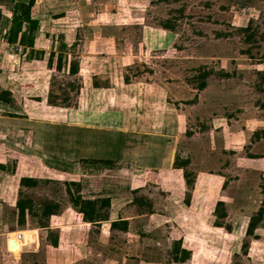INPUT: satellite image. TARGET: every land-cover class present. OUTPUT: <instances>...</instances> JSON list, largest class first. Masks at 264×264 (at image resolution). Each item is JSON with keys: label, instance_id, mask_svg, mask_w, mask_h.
Instances as JSON below:
<instances>
[{"label": "rangeland", "instance_id": "374dc122", "mask_svg": "<svg viewBox=\"0 0 264 264\" xmlns=\"http://www.w3.org/2000/svg\"><path fill=\"white\" fill-rule=\"evenodd\" d=\"M35 13L39 47L66 41V65L35 70L59 108L0 124L3 169L38 181L20 184L24 225L2 211L0 264H179L178 244L184 264H264V0H41ZM114 133L113 169L87 163ZM89 200L98 223L83 220Z\"/></svg>", "mask_w": 264, "mask_h": 264}, {"label": "crops", "instance_id": "0c3cea01", "mask_svg": "<svg viewBox=\"0 0 264 264\" xmlns=\"http://www.w3.org/2000/svg\"><path fill=\"white\" fill-rule=\"evenodd\" d=\"M40 1L41 0H35V4L32 8V13H31V18L38 22V29L35 32V44L33 48H26L25 46H22L20 44H10L7 40V34L12 26V19L14 16L15 5L16 3L19 2V0H11V2L15 5L13 6L12 11L9 10L10 12H5L3 7L0 5V34L2 33L4 36L3 41L0 38V93L2 92L7 93L4 96L6 99L4 100L0 99V124H8V125L10 124L11 126H13L15 132L19 131L20 125L23 124L22 127L24 126L30 127L29 122H35V119H37V116L35 114L36 104H38V106L41 108V110H39V114L42 115L43 117L50 114V109L59 108V105H56V103L53 102L50 98L51 76L49 77V79H46V77L43 76L41 77L40 74H38L37 71L35 70L41 68L40 71H42V73L44 74H46V72L49 73L55 72L56 70H53L48 66L50 56L52 53H58V54L61 53V46L67 44V42L64 41L61 44V46H59V48L55 47L54 49L55 51L52 50L51 52L48 51V49L46 48L41 49L39 47L40 46L39 44H41V36H39V33L42 32V22L39 19V16L36 15L35 9L40 3ZM25 29H26V25H24L23 30ZM62 33L65 34L64 31H62ZM7 44L21 46V52L23 51V53L21 55H15L10 53L2 54V49ZM65 54H66V49L63 51V55ZM40 55H45V56H43L44 58L42 59ZM47 55L49 56L47 57ZM1 58L3 60H1ZM71 63H69L68 65V74L70 71ZM64 70H65V66L62 71ZM36 78H38L39 80H36ZM41 78H43V85L42 83L40 84ZM41 85L43 86V88L40 87ZM9 97L11 98V100H9ZM37 97L41 98V100H35ZM38 117L41 118V116ZM76 126L82 128L83 124L80 125L77 123ZM93 128L94 127H91V129ZM14 136L15 133L11 137V139H13L12 144L14 146L19 145L20 143L19 139H15L16 137ZM119 136L122 137L123 133H119ZM115 137L116 135L114 136V138ZM27 138L30 139L28 133H27ZM105 144L110 146L113 144V149L111 147L112 149L111 151H109L110 150L109 148L106 153H103L100 151V149L96 148L95 152L91 155L92 156L91 158L93 159H89V160L86 159L87 161L86 160L85 161L87 163L90 162L97 163L98 170H102L101 168L104 167L103 169H107L110 171L111 169H113L114 161L117 159L116 156H118L115 153L114 148L115 149L120 148L121 142L117 141L116 138L114 141L112 139L109 140L108 138L107 141L103 144V146ZM0 145L4 146V144L1 142ZM96 145L99 146L98 144H95V146ZM94 154L97 155L95 156ZM2 157L3 156L0 154V218H2L3 216L2 211L5 208L16 209L17 202L20 196L19 194L21 188L20 181L22 177L25 178L31 177L29 172H27L26 175L23 174L24 171L29 168L28 167L26 168V166L22 167L20 165V162L17 163V170L11 172V174L6 173L5 170L3 169L5 166V161L2 160ZM114 157L116 159H114ZM108 161L112 162V164L108 165L107 164ZM25 188H34V187L25 186ZM3 235L4 234L2 232L0 234V241H2Z\"/></svg>", "mask_w": 264, "mask_h": 264}, {"label": "trees", "instance_id": "16d2710c", "mask_svg": "<svg viewBox=\"0 0 264 264\" xmlns=\"http://www.w3.org/2000/svg\"><path fill=\"white\" fill-rule=\"evenodd\" d=\"M35 4V0H19L15 5L14 16L12 19V26L10 31L7 34V40L10 44H20L25 46L26 48H33L35 44V32L38 29V22L31 18L32 8ZM24 25H26V29L23 30ZM166 28V27H165ZM66 45L61 46V53L56 54L52 53L48 62V66L56 71L61 72L65 66L63 51ZM69 74L72 76H76L78 74V65L71 63ZM205 84L201 86V89H204ZM6 92L0 93V99H6L4 96ZM108 165L112 164V162H107ZM178 166V163H175ZM188 181V180H187ZM188 184L191 182L188 181ZM20 184L26 187H36L38 185V181L31 178H22ZM76 205L79 203L73 202ZM219 206L223 205L222 202L218 203ZM96 201H86L85 211L83 213V220L87 223H98L102 220V215L99 213L97 209ZM58 208V205L55 203H48L44 206L41 213L43 218L49 219L51 216L55 215V211ZM18 216L21 225L26 223V218L28 214L34 213L33 201L29 199H19L17 202ZM262 212V211H260ZM222 217L225 214L221 215ZM255 220V219H254ZM257 225V220L251 222L249 229L247 231L248 234H253ZM119 226V222L112 223V227ZM53 246H58V238H55L53 242ZM175 262L179 264L186 263L190 258V252L180 246L178 244L175 248Z\"/></svg>", "mask_w": 264, "mask_h": 264}, {"label": "built area", "instance_id": "2783aa9c", "mask_svg": "<svg viewBox=\"0 0 264 264\" xmlns=\"http://www.w3.org/2000/svg\"><path fill=\"white\" fill-rule=\"evenodd\" d=\"M4 39H2V41H3ZM8 45V44H7ZM10 45V44H9ZM13 46H15L16 47V50L17 51H19V52H21V46H19V45H13ZM19 240H21V238H20V236H19Z\"/></svg>", "mask_w": 264, "mask_h": 264}, {"label": "water", "instance_id": "95a60500", "mask_svg": "<svg viewBox=\"0 0 264 264\" xmlns=\"http://www.w3.org/2000/svg\"><path fill=\"white\" fill-rule=\"evenodd\" d=\"M9 245H11V241H9Z\"/></svg>", "mask_w": 264, "mask_h": 264}]
</instances>
